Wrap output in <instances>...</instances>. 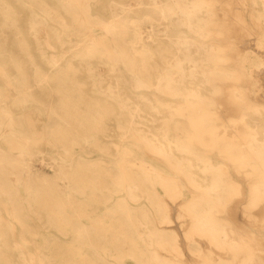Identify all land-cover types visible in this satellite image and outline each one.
<instances>
[{
    "label": "bare ground",
    "instance_id": "6f19581e",
    "mask_svg": "<svg viewBox=\"0 0 264 264\" xmlns=\"http://www.w3.org/2000/svg\"><path fill=\"white\" fill-rule=\"evenodd\" d=\"M99 1L57 0L59 7L46 12L43 6L39 7L38 0L26 3L35 18L30 21L32 35L49 67L57 65L60 57L47 58L44 53L42 46L51 47L48 30L54 33L57 28L55 32L57 41L64 45L71 42V35H90L95 32V26L99 25L103 30L99 39L93 37L90 40L92 44L85 49L86 53L74 55L72 58L80 60L105 58L110 61L105 64L112 68L110 72H115L118 62H122L135 77L134 90H142L137 92L139 103L132 105L117 102L126 109L129 119L119 121L117 125L124 143L117 152L118 159L112 160L115 172H108L99 164L91 165L90 161L85 159L77 168L60 167V175L72 179L75 183L69 192L58 193L51 183L42 182L39 188L30 181V165L26 158L32 155V146L18 152L0 148V213L7 217V222L13 230L20 225L23 232L28 234L30 225L27 219L32 216L39 221L42 220L41 212H31L33 207L43 209L53 205V212L47 213L46 218L51 222L46 225L56 229L64 239L72 241V244L64 249L58 248L61 255H102L105 264H123L121 258L126 255L134 258L135 264H185L178 258L172 260L160 257L155 251L162 249L181 256L178 238L173 233L163 232L157 227V223L170 221L167 202L158 189L160 188L169 200L175 201L185 194L187 187H190L197 194L184 202L180 213V216L188 217L191 221L184 236L189 251L203 255L200 246L194 248L191 246L193 241L197 240L195 238H199L207 242L210 255L215 251L226 254L219 255L218 260L207 255L204 262L235 264L239 261V264H259L253 235L249 232L241 233L240 239L233 237L228 219L220 216L226 213L225 210L233 197L242 193V187L232 179L226 163H230L234 171L245 177L248 193L244 212L247 216L250 217L253 209L264 206V126L261 125L264 124V106L253 102L248 92L238 85L244 73L240 69L226 66L232 59V56L226 53L230 43L222 45L212 40L213 36L224 34L218 28L220 23L217 19V0H150L156 9L161 11L162 18L170 20L168 40L178 51L170 57L174 62L169 64L171 70L161 72L156 83L144 78L143 72L138 70V67L145 68L146 60L152 56L146 54L147 52H141L139 58L143 63L136 64L132 60L134 57L127 55L118 42V39L126 35L125 25L118 24L122 18L114 6L118 3L110 0L112 5L108 10L111 17L108 21L98 15L99 9L95 8V4ZM134 2V6L139 4L137 1ZM254 7H257L260 14L256 20L260 21L264 16V0H254ZM120 10L123 12L126 8L122 7ZM0 13L7 19L4 25L16 27L15 11L9 2L0 0ZM20 34L17 32L16 38L21 42V51L30 58V64L35 66L36 80L42 81L45 74L34 64L27 42ZM143 34L144 32L140 30L133 33L131 47L135 51H140L147 43ZM108 36L114 41L111 40L116 50L114 55L104 54L102 51L106 44L111 43L106 41ZM149 37L153 38V35L148 34ZM256 41L259 49L264 50V37H256ZM9 58L13 56L10 55ZM113 60L117 62L111 63ZM257 62L256 58L248 54L243 57V65L247 66L249 75ZM12 64L14 66V63ZM66 67V70H61L55 77L57 80L55 92L61 95L59 105L63 117L61 121L67 126L57 128V131L47 135L46 139L54 145L64 146V154L69 157L73 155L76 140L82 139L100 148L95 133L103 131L102 117L111 113V109L89 98L98 105L95 109L96 115L90 112L89 115H93L90 119H80L79 104L91 102L84 98L83 85L80 86L72 80L77 75L73 64L68 63ZM80 67L89 74L92 85L99 91L105 77L102 72L95 71L91 64H80ZM20 73L25 77L20 82L10 81L9 85L17 89L21 101H25L29 97L27 93L29 80L27 73L22 71ZM147 74L149 76L150 73ZM0 75H7L2 64ZM219 80L236 83L228 94L230 103L239 111V119L232 120L235 130L231 134L225 129L219 130L221 128L218 122L224 123V120L213 110L218 105L213 96L222 89L216 84ZM74 91L75 94L81 95L76 101L72 100ZM108 91L114 93L111 87ZM156 92L172 99L178 98L179 105L173 106L172 101L161 100ZM155 103L158 107L154 106ZM141 104L155 110L156 115L147 119L152 124L146 131L134 122L136 119H145L141 113L143 110ZM160 108L170 109L173 113L171 116H164ZM175 116L185 118L189 126L187 131L177 123L176 129L181 130L183 135L176 141L169 137L167 130L171 128ZM238 122L242 125L236 126ZM223 127L225 128V125ZM25 133L9 110L0 105V141L6 135L12 141ZM134 140L142 141L148 153L159 157L160 161L148 160ZM213 152L218 154L221 161H213L211 156ZM103 174H106L105 180L111 179L110 183L102 179ZM116 193L123 198L113 206H107L113 203ZM74 194L85 197L79 203H75L71 199ZM141 198L146 199L152 209L131 207L130 202L139 204ZM94 202L107 206L105 210L108 213L102 218L94 215L95 209L93 211L91 209ZM3 218L0 216V221ZM107 220L119 223H107ZM24 233L22 238L27 240ZM11 255H18L23 264H45L44 256H36L37 254H31L19 246L13 250H4L0 242V264H13ZM138 255L148 256L143 260ZM109 257L112 261L107 260ZM226 257L232 261L227 262ZM82 264L99 262L97 259L84 260Z\"/></svg>",
    "mask_w": 264,
    "mask_h": 264
},
{
    "label": "rangeland",
    "instance_id": "374dc122",
    "mask_svg": "<svg viewBox=\"0 0 264 264\" xmlns=\"http://www.w3.org/2000/svg\"><path fill=\"white\" fill-rule=\"evenodd\" d=\"M5 1L9 2L11 7L14 8L17 24L16 27L4 25L3 23L7 19H5L3 14L0 13V53L3 52V54H0V64L3 65L5 72L7 73L6 76L0 75V105L6 110H9L18 125L22 126L23 131L26 133L16 137L15 140L12 141L11 138L5 134L6 137L0 141V148L5 151L13 150V152H18L26 149L27 146H32V155L26 158L30 165V181L39 188H41L40 185L42 182L45 184L47 182L51 183V186H55V191H58V193L69 192L70 187L75 183L72 179H67L60 175V167H64V169L77 168L78 164L85 159L89 160L91 165H102L105 167L106 171L114 173L115 171L114 168H112V160L118 159L117 152L120 149V145L124 143L121 138L122 133L118 130L117 125L119 121L129 119V116L125 112L126 109H123L122 104L119 105L117 102H127L132 105L140 102L138 97L139 93L137 92H141L142 90H134V75L122 62H118L115 72H110L112 68L105 65L110 61H107L105 58H91L89 60L72 58V56L77 54H85V49L92 44L90 40L93 37L99 39V36H101L103 32L99 25L95 26V32L90 33V35H71V42L64 45L59 44L57 41V34L55 33L56 30H58L57 28L54 33H52L51 30H48L51 47L48 48L45 45L42 46L44 48V53L47 58H50L51 56L60 57L57 65L49 67V64H47L46 60L42 57L41 51H39L32 35L33 29L31 28L30 21L35 18L26 3V1L30 0ZM114 1L118 3V5L114 4V6L117 7V13L122 17L118 21V24L125 25L124 30L126 31V35L123 36L122 39H118V42L121 44V47L127 55L134 57L132 60L136 64L140 65L143 63V60L139 58L141 52H147L146 54L152 56L146 60L147 66L145 68L138 67V70L143 72L144 78L156 83L160 78L161 72H169L171 70L169 64L174 62L173 60H170V57L178 53L176 47L168 40L167 36V33L170 30L168 27L170 20L163 19L161 11L156 9V6L151 4L150 0ZM134 1H137L139 4L134 6ZM38 2L39 7L42 8L43 6L45 12L48 10L51 11L52 8L57 9L59 7L57 0H38ZM111 5L112 3L110 0H100L95 4V8L99 9L98 15L103 16L104 20L110 21L111 13L108 9L111 8ZM131 5L132 7H130ZM122 7L126 8V11L122 12L120 10ZM104 8L105 10H103ZM127 8L131 9L129 10ZM259 15L257 7H254V0H217V19L220 23L218 28L222 30L224 34L222 36H213L212 40H215L222 45L227 42L230 43L229 47L226 49V53L232 56V59L226 63V66L228 68L240 69L244 73V76L238 82V85L248 92L253 102L264 106V50L259 49L256 41V37H264V16L260 21H257L256 18ZM137 30L144 32L143 36L147 40L145 47L140 51H135L131 47V41L132 38H134L133 33ZM17 32L21 33L20 35L25 38L30 57L34 64H36L45 74L44 80H36L35 66L30 64V58H27L21 51V42L16 38ZM148 34H152L153 38H148ZM112 39L113 38L108 36V40L106 41L111 42ZM137 47H139V49L141 48V46ZM102 51L104 54H116L112 42L106 44V46L102 48ZM246 54L253 56L258 60V62L252 67L250 75L248 74L249 71L247 66L243 65V57ZM10 55H12L13 58H9ZM62 55L64 56L63 58ZM116 62L117 61L115 60L111 61V63ZM12 63H14V66ZM68 63L73 64L77 73L72 80L80 86L83 85L85 91L84 98L91 102V104H79L78 108L81 113L80 119H90V116L96 115L95 109H97L96 107L98 105L94 104L89 98H92L94 102L98 101L103 106H107L106 108H110L111 113L102 117L103 131H97L95 133L100 148H97L93 143L89 144L82 139L76 140L77 143L73 146V155L66 157L64 154V146L54 145L53 142L46 139V136L55 133L57 128L66 125L61 121V118L63 119V117L61 116L59 105L62 98L59 93L55 92L57 89V80L55 77L59 75L61 70L67 69L66 64ZM80 64H91L95 71H101L105 76L103 78V83L100 85L99 91L96 90V86L92 85V79L89 77V74L85 69L80 67ZM21 71L27 73V78L29 80V88L27 89L29 97L28 100L25 101H21V95L18 90L11 88L9 85L10 81L17 80V82H20L25 77L24 74L22 75L20 73ZM148 72L150 73L149 76L147 74ZM216 84L221 86L222 89L218 94L213 96L218 104L213 110L218 112L224 120V123L218 122V125L221 128L219 130H226L227 133L231 134L235 130V124L232 123V120L239 119V111L232 106V103H230L231 100L228 99V94L236 83L230 80H219L216 81ZM109 87H111L114 93L108 91ZM156 94L160 96L163 101H172L173 106H178L180 103L178 98L172 99L160 92H156ZM79 97H81V95L79 96L78 94H75L74 91L72 94V100L76 101ZM154 106L158 107L156 103ZM141 108L143 109L141 113L144 114L143 117H145V119H136L134 122H136L135 124L137 126L146 131L148 126L152 124V122H149L147 119L156 116L155 110L142 104ZM90 112H92L93 115H89ZM161 112L164 116H171L173 113L172 110L166 108L161 109ZM140 121L143 123L139 124ZM177 123L180 127L189 131L186 119L180 116H175L171 123V128L167 129L169 131V137L174 141L183 135L181 130L176 129ZM76 125L77 127L79 126L78 124ZM223 125H225V128ZM241 125L242 124L238 122L236 126ZM261 125L264 126V124ZM134 143L137 144L140 151L148 160L155 162L160 161L159 157L148 153L142 141L134 140ZM211 156L213 161H221V158L216 152H213ZM226 165L230 170L232 179L241 187L242 184L240 181H243L246 189L242 187V193L233 197L225 210L226 213L224 212L220 214V216L228 219L232 229V235L237 239L242 237L241 233L249 234V231H251L250 234L253 235L256 240L254 243L255 248L257 249L256 255H264V210H258L260 207L255 208L251 211L250 217L247 216L244 212L248 191L245 177L243 174L234 171L233 166L230 163H226ZM105 175L103 174L102 179L105 182L107 181L110 183L111 179L107 178V180H105ZM77 180H79V177ZM108 187L112 188L111 186ZM158 191L167 202L170 221L168 223H157L158 221L156 220L157 227L163 232L173 233L178 238L181 250V256H179V254H176L175 252L155 249L160 257H168L172 260L178 258L183 260L185 264H216L215 262H204L207 255L211 256L213 259L216 258L215 260H218L219 255H226L217 251L210 255L209 249H207L209 247H207V242L199 238H195L197 240L193 241L191 246L193 248L200 246L203 249V255L192 253L189 251V248L184 241L185 232L191 221L188 217L180 216V213H182L184 202L194 194H197L194 189L187 187L185 189V194L175 199V201H171L165 197L160 188ZM84 197L85 196L82 197L74 194L71 199L74 200L75 203H79ZM122 198V195L116 193L113 203L108 204L107 206H113ZM130 205L135 209L138 207L152 209L144 198L140 199L139 204L130 202ZM107 206L102 203L94 202L91 204V209L92 211L95 209L93 212L94 215L102 218L104 214L108 213L105 210V207ZM33 208L34 209L31 210V212H41L40 217L42 220L39 221L32 216L29 217V219H27L30 225L28 234L23 232L24 230H22L20 225H17L15 230H13L11 228L12 226L7 222V217L0 213V216L4 217L0 221V242L4 250H13L19 246L31 254L44 256L45 264H82V261L84 260L95 261V259H97L99 264H105L101 258L102 255H61L58 248L64 249L71 245L72 241L64 239L58 234L56 229L46 225L51 222L46 220V218L47 213L53 212V205L46 206L43 209H36V207ZM106 222L119 223L118 221L110 220H107ZM124 223L127 224L128 222ZM23 233L27 236V240L22 238ZM11 256L13 264H23V261L18 255ZM138 256L144 260L148 255ZM107 260L112 261V258L109 257ZM225 260H228L227 262L232 261L227 257ZM121 261H123V264H135V259L127 255L121 258ZM235 264H239V261Z\"/></svg>",
    "mask_w": 264,
    "mask_h": 264
},
{
    "label": "crops",
    "instance_id": "0c3cea01",
    "mask_svg": "<svg viewBox=\"0 0 264 264\" xmlns=\"http://www.w3.org/2000/svg\"><path fill=\"white\" fill-rule=\"evenodd\" d=\"M240 183L242 184V187H244V189H246L245 186H244L243 181H240ZM247 193H248V191H247ZM258 210L263 211L264 210V206H261ZM258 210H256V211H258ZM249 232H251V231H249ZM257 259L259 261V264H264V262H263L264 255H257Z\"/></svg>",
    "mask_w": 264,
    "mask_h": 264
}]
</instances>
